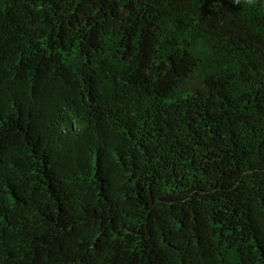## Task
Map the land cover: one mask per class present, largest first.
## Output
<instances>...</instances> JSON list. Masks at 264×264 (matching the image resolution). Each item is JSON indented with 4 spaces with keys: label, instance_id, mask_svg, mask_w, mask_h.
<instances>
[{
    "label": "trees",
    "instance_id": "16d2710c",
    "mask_svg": "<svg viewBox=\"0 0 264 264\" xmlns=\"http://www.w3.org/2000/svg\"><path fill=\"white\" fill-rule=\"evenodd\" d=\"M0 264H264V0H0Z\"/></svg>",
    "mask_w": 264,
    "mask_h": 264
}]
</instances>
